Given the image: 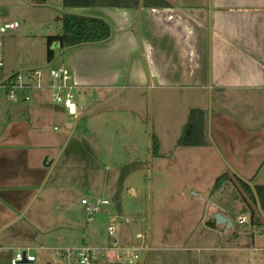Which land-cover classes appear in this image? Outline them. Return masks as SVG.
Returning a JSON list of instances; mask_svg holds the SVG:
<instances>
[{
  "label": "crops",
  "instance_id": "crops-1",
  "mask_svg": "<svg viewBox=\"0 0 264 264\" xmlns=\"http://www.w3.org/2000/svg\"><path fill=\"white\" fill-rule=\"evenodd\" d=\"M165 1L166 5L160 7L142 5L140 12L139 8L107 6L69 10L81 13L88 9L99 15L109 25L111 34L107 40L90 45H98L97 50L81 49L85 44L69 48L73 53L68 69L77 88L97 90L102 98L106 97L103 104L116 102L127 90L166 94L165 102L172 108V125L179 130L174 133V144L167 150L157 135L156 157L167 160L175 181H179L173 185L175 190L186 187L187 175L206 189L201 199L206 231L194 237L203 247L197 248L198 251L205 249L206 253L189 254L188 264H239L243 259L251 264L249 258L241 259V256L259 251L248 244L247 231L241 229L244 225L237 223L239 216H250L235 178L232 186L238 200L229 192V186H225L231 183L221 185L214 192L211 189L215 179L223 174L234 175L251 188L264 186V0ZM119 48L123 49V63L130 61L126 75L124 67L108 72L92 67L83 72L82 55L107 56ZM66 51L62 50V54ZM163 101L160 98V103ZM116 105L121 106V102L117 101ZM191 109L203 112L204 145L177 146ZM83 111L80 108L81 114ZM56 112V108L44 103V98L34 97L26 103V150L22 147L17 152L5 153L0 149V252L29 248L59 253L61 249L60 238L46 237L44 231L37 230L33 235L36 244L32 248L24 240L29 236L27 230L23 233L13 229L10 240L2 235L18 222L16 211L21 213L35 202L55 167L50 153L56 152V147L51 146L43 131L55 119ZM65 126L72 127L69 123ZM53 129L57 130L55 126ZM29 143L35 146L32 151L36 153L29 152ZM20 154L24 169L16 173L11 163ZM16 182L17 187H8ZM192 191L195 195L191 193V196H198ZM57 198L63 201L62 196ZM40 205L41 209L46 208L44 197ZM215 214L226 218L231 226L216 224ZM120 236L123 243L121 233ZM253 241L252 238V244ZM263 256L258 255L257 261L263 260Z\"/></svg>",
  "mask_w": 264,
  "mask_h": 264
},
{
  "label": "rangeland",
  "instance_id": "rangeland-1",
  "mask_svg": "<svg viewBox=\"0 0 264 264\" xmlns=\"http://www.w3.org/2000/svg\"><path fill=\"white\" fill-rule=\"evenodd\" d=\"M63 12L66 11L62 0H46L43 5L32 0H0L1 19L19 24L5 42L7 71H47L62 65L71 69L73 49L63 48L67 51L62 54L60 48H55L52 50L53 59L48 61L46 58V38L60 33L58 17ZM74 14L99 16L88 9ZM90 45L95 44H85L80 48L97 50L98 45ZM124 61L122 48L107 56L96 53L81 57L83 72L92 67L102 72L109 69L119 71L124 67L126 75L130 61ZM123 80L125 82V76ZM36 95L44 98L45 104L57 109L55 119L50 120L43 131L51 146L56 147V152L50 153L55 167L50 170L52 172L46 177L44 188L35 202L21 213L16 211L19 220L2 233L5 238L10 240V232L20 230L25 233L27 230L29 236L24 240L32 248L36 244L33 235L39 230L44 231L46 237L60 238L61 249L81 245L102 247L111 242L107 226L109 220L114 219L118 231L121 228L125 246H147L150 236L147 251L139 252L141 260L146 254L144 264H188L189 254L206 253L205 249L198 251L201 245L194 239L206 231L201 201L206 189L195 184L192 176L187 175L186 187L175 190L173 185L179 181H175L167 160L151 154L152 135L156 138L158 135L167 150L174 144V133L179 130L172 125V108L165 102L166 94L158 96L156 92L127 90L120 94L122 98L117 100L121 102L119 106L115 100L103 104L106 97L102 98L97 90L76 89L74 102L84 109L83 114L78 116L69 115L53 104L48 91ZM160 98H164L162 103ZM122 104L128 109L122 108ZM66 123L72 127L66 128ZM54 126L57 130L53 129ZM25 145L26 103L8 101L0 92V149L13 153ZM34 147L30 143L27 146L32 153L35 152L32 151ZM12 164L16 173L22 172L23 156L20 154ZM17 183L8 187H17ZM50 186L57 188L49 189ZM225 186H229V192L238 200L239 195L234 193L232 184ZM192 190L198 196H191ZM58 195L63 201L57 198ZM43 197L46 208L41 209ZM82 198L107 199L109 205L100 210L93 223H87L80 206ZM257 218L261 224L263 220L259 216ZM241 229L247 231L248 244L252 248L264 249V225L261 229L244 225ZM137 233L142 235V239L135 238ZM14 252H0V264H9ZM30 253L36 261L25 264H63L57 251L48 253L30 249ZM221 253L230 255L232 252ZM260 254H263L262 251L245 253L241 259L245 257L250 259L251 264H264V258L257 261ZM141 260L136 264H141ZM239 264H248V260L243 259Z\"/></svg>",
  "mask_w": 264,
  "mask_h": 264
},
{
  "label": "built area",
  "instance_id": "built-area-1",
  "mask_svg": "<svg viewBox=\"0 0 264 264\" xmlns=\"http://www.w3.org/2000/svg\"><path fill=\"white\" fill-rule=\"evenodd\" d=\"M19 27L16 21L2 20L0 17V92L5 99L17 103H29L39 93L48 91L53 104L66 110L69 115H80V108L74 100V90L79 89L74 81L72 72L65 66L49 68L45 70L7 71L5 62V42L11 32ZM83 90V89H81ZM195 195V193H192ZM109 205L107 199L90 200L82 198L80 206L83 209L86 222L93 223L95 216L100 210ZM239 225H248V216L237 218ZM107 233L111 242L106 246L81 245L67 247L59 250V256L63 264H136L141 260L139 252L147 251L144 244L138 246H125L118 240V229L114 219H110L107 226ZM136 239H142L137 233ZM262 251L264 249H255ZM144 257V256H143ZM143 260V258H142ZM141 260V263H142ZM35 256L30 254L29 248L15 250L9 264L33 263Z\"/></svg>",
  "mask_w": 264,
  "mask_h": 264
},
{
  "label": "trees",
  "instance_id": "trees-1",
  "mask_svg": "<svg viewBox=\"0 0 264 264\" xmlns=\"http://www.w3.org/2000/svg\"><path fill=\"white\" fill-rule=\"evenodd\" d=\"M34 3L43 5L46 0H32ZM140 0H62L63 8L66 12L62 13L59 21L61 24L60 33L46 38V58L48 61L53 59L51 45L56 43L60 48H71L82 44L100 43L107 40L111 34L109 25L101 18L74 14L71 9L89 7H116L125 9L138 8ZM165 0H143V7L165 6ZM204 115L199 109H191L187 116V121L183 126L177 140V146L198 147L204 145ZM159 142L156 137L151 136V154L157 156ZM235 178L241 190L242 202L246 212L249 214V226L258 229L264 225V186H253L252 188L239 178L227 174L220 175L214 181L212 192L217 191L225 183L232 184ZM262 214V215H261ZM263 220L260 224L259 219Z\"/></svg>",
  "mask_w": 264,
  "mask_h": 264
},
{
  "label": "water",
  "instance_id": "water-1",
  "mask_svg": "<svg viewBox=\"0 0 264 264\" xmlns=\"http://www.w3.org/2000/svg\"><path fill=\"white\" fill-rule=\"evenodd\" d=\"M142 5H143V0H140L139 1V6H138L139 12H140V10L142 8ZM55 46H57L58 48L60 47L59 44L54 43V44L51 45L50 49L53 50ZM44 164H46L45 161H44ZM49 164L50 163H47V165H49ZM214 219H215L216 224H225L228 228L231 226V223L226 218H224L223 216H221L220 214H215L214 215ZM120 233H121V228L118 231V240H119V242H121ZM149 245H150V236H149V240H148V244H147V247L148 248H149ZM145 257H146V254L143 257V260H142V263L141 264H144ZM24 263L25 262H23V264Z\"/></svg>",
  "mask_w": 264,
  "mask_h": 264
}]
</instances>
